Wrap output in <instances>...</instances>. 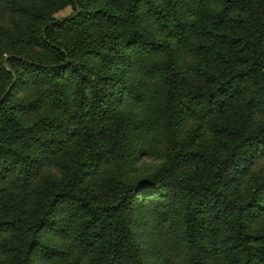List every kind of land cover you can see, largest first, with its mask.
Listing matches in <instances>:
<instances>
[{"label": "trees", "instance_id": "trees-1", "mask_svg": "<svg viewBox=\"0 0 264 264\" xmlns=\"http://www.w3.org/2000/svg\"><path fill=\"white\" fill-rule=\"evenodd\" d=\"M0 1L27 14L24 39L43 50L12 52L8 64L0 56V77L12 86L0 95V264H152L136 227L140 212L162 264H264V225L256 227L264 168L253 169L264 160V123L256 131L223 126L224 153L211 157L200 183L174 164L139 181L105 174L153 148L148 130L171 145L244 91L264 115V0H107L97 9L91 0H53L73 9L63 19L25 0ZM100 19L111 28L102 53L75 52L59 36ZM184 53L194 58L189 68ZM196 78L214 88L192 89ZM42 89L90 128L76 157L60 160L59 177L48 162L64 139L39 135ZM145 102L155 120L142 118Z\"/></svg>", "mask_w": 264, "mask_h": 264}, {"label": "rangeland", "instance_id": "rangeland-1", "mask_svg": "<svg viewBox=\"0 0 264 264\" xmlns=\"http://www.w3.org/2000/svg\"><path fill=\"white\" fill-rule=\"evenodd\" d=\"M107 0H91V7L97 9L102 4L106 5ZM25 5L31 9L42 5L47 11L54 13V17L63 19L70 16L73 12L71 7L62 9L53 5V0H25ZM29 17L22 10L12 9L7 3L0 1V52L1 58L8 64V55L12 52L21 50L30 55H42L43 50L34 43H28L22 34L23 26ZM111 28L104 19H100L96 24H86L76 34H59L68 49L78 51V48L92 46L95 51L102 53L107 46L106 35ZM232 54V53H231ZM185 68L193 65L194 58L184 53ZM91 63L99 64L104 67V63L93 59ZM220 73V71H218ZM192 89L203 90L212 89L214 85L209 86L205 81L196 78L192 83ZM3 96L12 91V86L7 87V79L0 77V95ZM149 90V94H152ZM37 100L40 107L39 116L42 119V128L39 135L44 137L50 134L61 132L64 142L61 143V150L58 155L50 158L48 169L53 175L59 177L61 167L59 162L64 156L68 155L76 157L79 150L81 139L85 133L89 131L88 124L80 122L72 112L66 113L57 110L52 105V97L49 91L42 89L37 94ZM154 108V100L151 104ZM142 118L150 121L155 120V111L150 112L149 105L145 102L142 110H139ZM132 116V112H129ZM212 121L214 122L212 124ZM264 123V115L255 111L249 103V91H244L233 98H228L224 111L216 115L211 121H192L180 133L173 138L171 145H165L160 139L159 134L154 129L148 130L152 137L158 141L153 143V148H148L147 152H143L139 157L130 162L113 163L106 168L105 174H118L125 180L139 181L155 172L164 165L174 164V170L180 174L186 181L203 182L208 179L212 171L211 157L218 153H224L223 139L227 136L222 130L223 126L232 125L237 127L241 124L249 131H256L259 125ZM149 138L146 136L145 147H149ZM173 150V152H172ZM264 168V160L256 162L253 169L260 171ZM242 194L247 195V185L241 187ZM148 221L146 215L139 213L138 224H136L141 240L146 245V254L152 264H162L160 260L152 257L157 250L155 242L152 248L151 243H147L150 239L148 232ZM264 225V218L258 222L256 227Z\"/></svg>", "mask_w": 264, "mask_h": 264}]
</instances>
